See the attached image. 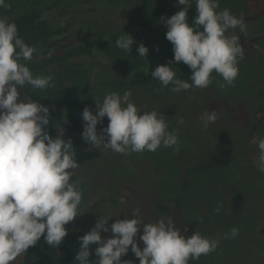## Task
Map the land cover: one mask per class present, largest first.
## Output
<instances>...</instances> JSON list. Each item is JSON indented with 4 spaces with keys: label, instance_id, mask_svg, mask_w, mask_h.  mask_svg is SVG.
Segmentation results:
<instances>
[{
    "label": "rangeland",
    "instance_id": "rangeland-1",
    "mask_svg": "<svg viewBox=\"0 0 264 264\" xmlns=\"http://www.w3.org/2000/svg\"><path fill=\"white\" fill-rule=\"evenodd\" d=\"M77 2L71 14L61 9L69 2L61 0L57 4L58 23L70 24L73 43L98 39V48L92 58L79 62L83 66L66 64L54 69L51 75L55 87L44 91L69 96H81L86 91L94 104L90 110L93 114L95 102H102L106 94L131 91V100L141 113L151 110L162 113L169 130H176L179 136V151L161 147L155 152L123 155L102 149L100 159L73 170V179L81 182L83 192L77 217L84 219L88 231L99 218L111 215L113 219L107 222L110 226L115 217L131 218V212L137 208L145 223L170 217L181 227L182 234L183 227L188 228V236L197 230L202 236L215 237L235 226L239 235L222 240L215 251L221 258L210 253L190 260L189 264H246L245 256L252 257L257 248L264 249V173L259 175L253 169L258 149L249 138L254 118L264 114V108L258 112V106L264 105V97L258 99L253 90L255 86L257 92L264 93V72L253 83L252 77H257L255 69H244L238 63L239 75L234 85L227 90L216 89L213 98L210 94L213 83L204 89L179 93L172 92L171 85L161 88L151 73L158 65L166 66L174 55L165 38L167 28L161 17L170 18L184 6H179L177 0H91L92 8ZM219 4L218 11L227 8L243 17L255 15L262 5L260 0H219ZM195 7V0H191L189 24L196 16ZM51 12H55L54 7ZM245 22L246 32L237 28L241 37L253 39L264 35V15ZM122 34L134 40L130 53L115 46V40ZM140 44L148 48L145 57L137 52ZM260 47L264 49L263 45ZM259 59L256 68L264 70V58ZM172 67L178 78L187 80L191 76V70L182 62H175ZM213 79L222 82L215 72ZM21 99L31 101L22 93ZM214 110L215 123L204 128L201 116ZM63 114L64 119L82 118L77 111ZM181 117L184 124L178 123ZM107 124L105 117L103 124L97 125V133ZM218 204L222 207L216 214ZM101 235L111 237L110 232ZM140 235L137 234V242L142 249ZM122 258L139 264L130 247ZM22 261L23 254L12 264ZM256 261L264 264V256Z\"/></svg>",
    "mask_w": 264,
    "mask_h": 264
},
{
    "label": "clouds",
    "instance_id": "clouds-1",
    "mask_svg": "<svg viewBox=\"0 0 264 264\" xmlns=\"http://www.w3.org/2000/svg\"><path fill=\"white\" fill-rule=\"evenodd\" d=\"M184 6L170 18L161 17L167 31L165 38L172 45L173 59L166 66L158 65L151 75L161 88L171 85V91L179 93L190 89H204L213 83V73L221 77L217 82L221 90L234 85L239 75L238 63L244 57L240 37L246 32L243 15L236 16L230 9L218 11L219 0H195L196 16L188 23L187 13L191 0H177ZM0 0V8H7ZM231 30V35H227ZM134 43L130 35L122 34L115 46L128 53ZM158 50V49H157ZM140 57L148 48L137 47ZM39 49L20 38L17 25L0 15V264H12L22 254L43 240L56 248L68 234L65 227L79 214L83 192L80 181L74 180L79 164L71 139L56 135L50 137L47 126L49 109L35 101L21 99L25 85L33 90L54 88L53 76L34 75L28 67L33 57L39 58ZM182 62L191 70L189 79L177 77L172 64ZM131 91L111 92L102 102H95V114L85 107V122L81 136L94 148L111 150L127 155L144 151L155 152L161 147L179 151V136L169 130L165 116L156 110H141L132 102ZM107 117V127L103 124ZM204 128L214 124L217 112L206 111L201 116ZM66 122V121H65ZM179 124L185 121L181 117ZM258 155L254 161L257 170L264 173V137H253ZM221 205L214 209L221 212ZM119 217V216H118ZM107 226L111 215L99 218L95 226L80 237V248L74 261L92 264L94 248L95 264H132L123 260L129 247L139 264H189L202 255L213 253L222 240L235 239L239 228L215 237L202 236L194 231L186 235L187 227H178L172 218L161 217L145 223L139 208L131 212V218L119 219ZM111 233L102 238L101 233ZM143 248L138 246L137 234Z\"/></svg>",
    "mask_w": 264,
    "mask_h": 264
},
{
    "label": "trees",
    "instance_id": "trees-1",
    "mask_svg": "<svg viewBox=\"0 0 264 264\" xmlns=\"http://www.w3.org/2000/svg\"><path fill=\"white\" fill-rule=\"evenodd\" d=\"M60 1L61 0H52L51 3H46L45 0H5L8 7L0 8V15L6 16L11 22H15L20 38L23 39L26 44L34 45L39 49L41 53L40 57L37 58L34 56L32 61L28 62V67L34 75H49L53 73V70L58 66L61 67L66 64H80L83 66V64L79 62L92 58L98 48V39H88L78 44L72 42L70 24L62 25L58 23L60 7H58L57 4L59 5ZM63 1L69 2L65 6H61V9L68 14L74 13V4L78 5L79 3L77 1L86 3L90 8H92L93 4H91V0ZM90 4L91 6H89ZM53 7L55 8V12L52 13L51 9ZM231 34V31L227 33V35ZM260 45V42L253 45L242 44L244 57L239 60V63L244 69H246V67H252L255 69V76L257 77H252V82L254 80H259L261 78L259 75L264 72L263 69L258 70L256 68L259 67L258 59L264 58V49H262ZM253 83H256V81ZM216 84L215 79H213L214 88L210 89L212 98L214 97L215 90H220ZM253 90L258 99L264 97V93L257 92L255 86H253ZM20 92L31 101L43 104L49 109L50 122L46 129L49 136L55 138L56 135H61L64 136L65 140H72L76 154L75 159L79 164V167L100 159L103 152L102 148H94L83 141L81 133L85 122L82 118L74 116L64 119V111H77L82 114L85 107H88L89 110L94 108L93 101L89 95H86V91L83 92V95L81 96H69L65 94L50 95L45 91L33 90L30 86L25 85L20 89ZM258 108H260L258 109V112L260 113V110L261 108H264V105L261 103ZM256 120L257 119L254 118L250 129ZM258 129V132L264 130V121L259 125ZM209 153L210 155L213 154L211 151ZM194 154L196 157L195 151ZM253 169L259 173L256 166ZM259 175L261 174L259 173ZM65 227L68 230V234L59 246L53 248L47 245L42 237L41 240L37 242L36 246L30 248L23 254L22 264H78V262L74 261V258L80 248L81 241L79 238L88 232L86 223L84 219L76 217ZM95 247L96 245H92L93 254L90 257L92 264H95L96 259H98V257H95L94 253ZM213 255L216 256L215 258L222 257L216 252L210 254V256ZM262 256H264V249L257 248L253 251L252 257L245 256L243 262L246 264H258L256 259L259 257L262 259ZM121 259L122 261L126 260L123 258ZM233 260L236 261L235 259Z\"/></svg>",
    "mask_w": 264,
    "mask_h": 264
},
{
    "label": "water",
    "instance_id": "water-1",
    "mask_svg": "<svg viewBox=\"0 0 264 264\" xmlns=\"http://www.w3.org/2000/svg\"><path fill=\"white\" fill-rule=\"evenodd\" d=\"M263 15H264V7L258 13H256L255 15H253L251 17H244V19H245V21H253V20L259 19ZM235 34L240 37V43L244 44V45H251V44H254L255 42L264 40V36L255 37L253 39H244L237 33V30H235ZM263 121H264V114L255 121L254 125L252 126V128L250 130L249 137H250L251 142L253 141V137H256L255 136V132H256L257 127Z\"/></svg>",
    "mask_w": 264,
    "mask_h": 264
},
{
    "label": "flooded vegetation",
    "instance_id": "flooded-vegetation-1",
    "mask_svg": "<svg viewBox=\"0 0 264 264\" xmlns=\"http://www.w3.org/2000/svg\"><path fill=\"white\" fill-rule=\"evenodd\" d=\"M251 1H255V0H251ZM259 1V0H258ZM260 4H262V5H260ZM260 7H259V9L257 10V13L264 7V1H263V3H262V0H260ZM262 17V16H261ZM237 30V29H236ZM231 31V30H230ZM238 33V32H237ZM260 36H264V35H260ZM243 38V37H242ZM258 42H260V44L261 45H263L264 46V40H261V41H258ZM258 42H255V43H258ZM254 43V44H255ZM244 45V44H243ZM251 45H253V44H251ZM263 49V48H262ZM259 128V126L257 127V129H256V132H255V136L257 137V138H260V137H264V130L262 131V132H258V129ZM251 130V129H250ZM250 133V132H249ZM252 143V142H251ZM254 145H256L255 143H253ZM257 146V145H256Z\"/></svg>",
    "mask_w": 264,
    "mask_h": 264
}]
</instances>
